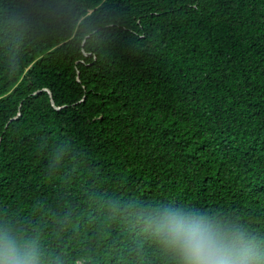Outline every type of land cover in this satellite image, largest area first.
I'll use <instances>...</instances> for the list:
<instances>
[{
    "label": "trees",
    "instance_id": "trees-1",
    "mask_svg": "<svg viewBox=\"0 0 264 264\" xmlns=\"http://www.w3.org/2000/svg\"><path fill=\"white\" fill-rule=\"evenodd\" d=\"M264 264V0H0V262Z\"/></svg>",
    "mask_w": 264,
    "mask_h": 264
},
{
    "label": "clouds",
    "instance_id": "clouds-1",
    "mask_svg": "<svg viewBox=\"0 0 264 264\" xmlns=\"http://www.w3.org/2000/svg\"><path fill=\"white\" fill-rule=\"evenodd\" d=\"M189 256V264H223V261L216 259V253L211 248L202 244H195L186 250ZM0 264H13L11 259L6 258Z\"/></svg>",
    "mask_w": 264,
    "mask_h": 264
}]
</instances>
